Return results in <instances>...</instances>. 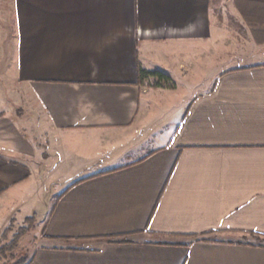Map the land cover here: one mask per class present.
<instances>
[{
  "label": "crops",
  "instance_id": "1",
  "mask_svg": "<svg viewBox=\"0 0 264 264\" xmlns=\"http://www.w3.org/2000/svg\"><path fill=\"white\" fill-rule=\"evenodd\" d=\"M33 215L29 264H264V34L236 0H0V241Z\"/></svg>",
  "mask_w": 264,
  "mask_h": 264
},
{
  "label": "trees",
  "instance_id": "2",
  "mask_svg": "<svg viewBox=\"0 0 264 264\" xmlns=\"http://www.w3.org/2000/svg\"><path fill=\"white\" fill-rule=\"evenodd\" d=\"M245 20L252 28L253 35L258 38L264 34V0H236ZM140 78L142 80L152 79V87H163L174 89L175 83L166 74L159 71H147L140 69ZM26 223V224H25ZM37 216L33 215L26 218L24 225L17 228L12 238L9 240V234L15 230V220L5 229L0 241V264H29L32 258L27 261L15 260V250L20 245L21 240L31 234L35 229ZM4 242V243H2Z\"/></svg>",
  "mask_w": 264,
  "mask_h": 264
},
{
  "label": "rangeland",
  "instance_id": "3",
  "mask_svg": "<svg viewBox=\"0 0 264 264\" xmlns=\"http://www.w3.org/2000/svg\"><path fill=\"white\" fill-rule=\"evenodd\" d=\"M251 31H252V28H251ZM239 33H240V36H239L240 37V41H239L240 45H239V47L240 48L247 47V41L244 39L247 31L239 28ZM181 92H183V90ZM136 155H137L136 153L132 154V157H134ZM130 158H131V156H130ZM118 160L120 162H123L127 159H126V157H123V158H119ZM57 172L63 173V172H65V169H58ZM47 202H48L47 206H45V207H44V205L43 206L40 205V203H36L38 213L40 215V220H44L46 218V216L48 214V209H49L48 206H51V204L53 203L52 199L50 201H47ZM23 225H24V223L23 224L15 223V230H14V232L9 234V240L12 238L14 233L17 231V228H19L20 226H23ZM38 235H39V232L34 230L30 235H27L26 237H24L21 240L19 247L17 248V250H15V254H16L15 260L27 261L32 256L33 251L35 249L36 239H37Z\"/></svg>",
  "mask_w": 264,
  "mask_h": 264
}]
</instances>
